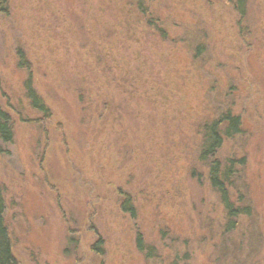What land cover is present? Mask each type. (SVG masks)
I'll list each match as a JSON object with an SVG mask.
<instances>
[{
    "label": "rangeland",
    "instance_id": "374dc122",
    "mask_svg": "<svg viewBox=\"0 0 264 264\" xmlns=\"http://www.w3.org/2000/svg\"><path fill=\"white\" fill-rule=\"evenodd\" d=\"M5 1L0 192L18 263L264 264V0L243 18L231 0ZM227 111L241 132L215 157L244 161L228 189L251 208L231 233L197 160L203 126Z\"/></svg>",
    "mask_w": 264,
    "mask_h": 264
},
{
    "label": "trees",
    "instance_id": "16d2710c",
    "mask_svg": "<svg viewBox=\"0 0 264 264\" xmlns=\"http://www.w3.org/2000/svg\"><path fill=\"white\" fill-rule=\"evenodd\" d=\"M135 5L140 11L145 12L143 0H134ZM248 0H231V4L235 12L243 18L246 14V6ZM5 0H0V11L5 12ZM22 58V56H20ZM20 59L19 67L24 64ZM25 96L29 100L30 105L37 112L41 113L45 119L50 118V111L44 104L33 88L31 75L24 82ZM241 132V120L238 116L232 115L230 111L222 113L217 119L206 123L201 131V143L197 160L205 164L208 168V179L211 188L217 193L219 200L226 212L227 223L225 226L226 233H231L237 226V218L240 216H250L251 208L249 206L236 207L231 200L229 186L231 180L237 174L236 164L242 165L243 160L239 163L229 160L226 164H222L216 159V153L221 148L225 139H231ZM0 141L2 143H11L13 141L11 116L0 108ZM121 210L135 217L136 209L132 204L131 197L128 194L123 195ZM5 201L0 192V264H19L12 254V243L9 238L8 229L4 220ZM100 241L93 245L92 251L102 255ZM137 250L149 259L153 255L154 248L146 246L141 235L136 238Z\"/></svg>",
    "mask_w": 264,
    "mask_h": 264
}]
</instances>
